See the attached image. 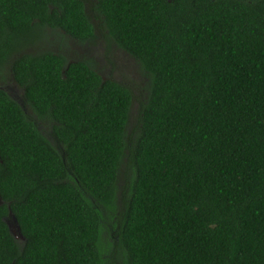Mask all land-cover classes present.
Listing matches in <instances>:
<instances>
[{"label": "trees", "instance_id": "1", "mask_svg": "<svg viewBox=\"0 0 264 264\" xmlns=\"http://www.w3.org/2000/svg\"><path fill=\"white\" fill-rule=\"evenodd\" d=\"M148 83L131 94L90 60L24 52L36 29L95 39L82 0H0V71L58 151L0 90V264H102L99 207L130 172L122 264H264V0H94ZM11 212L23 240L5 219Z\"/></svg>", "mask_w": 264, "mask_h": 264}, {"label": "rangeland", "instance_id": "2", "mask_svg": "<svg viewBox=\"0 0 264 264\" xmlns=\"http://www.w3.org/2000/svg\"><path fill=\"white\" fill-rule=\"evenodd\" d=\"M85 11L94 27L95 39L88 42H77L66 37L58 30L49 28L36 29L31 43L24 45V52L33 54L49 51L61 54L66 61L90 60L94 69L103 81H113L129 90L132 98L128 123L126 128L127 143L129 144L139 127V118L146 98L147 77L135 59L118 49L108 38L101 18L94 12V0H82ZM9 62L4 63L0 71V90L14 100L22 109L26 118L34 123L37 130L58 151L62 148L52 134L54 123L47 119L38 118L26 104L24 91L19 87L9 72ZM129 167L125 160L120 168L116 184V196L111 209L99 207L101 215L100 250L102 264H122L118 249L115 245V230L125 207L130 184ZM14 235L18 234L12 229Z\"/></svg>", "mask_w": 264, "mask_h": 264}, {"label": "water", "instance_id": "3", "mask_svg": "<svg viewBox=\"0 0 264 264\" xmlns=\"http://www.w3.org/2000/svg\"><path fill=\"white\" fill-rule=\"evenodd\" d=\"M0 205H2V201L0 199ZM5 223L8 227V230H9V233L14 237V238H17L15 235H14V232L12 231V229H14L15 233H17L19 236L18 238L21 240L22 239V236L20 235V232H19V228H18V225L16 223V220L15 218L13 217L12 213L9 211L8 212V216L7 218L5 219Z\"/></svg>", "mask_w": 264, "mask_h": 264}, {"label": "flooded vegetation", "instance_id": "4", "mask_svg": "<svg viewBox=\"0 0 264 264\" xmlns=\"http://www.w3.org/2000/svg\"><path fill=\"white\" fill-rule=\"evenodd\" d=\"M83 2V1H82ZM84 3V2H83ZM23 240V238L21 239V241Z\"/></svg>", "mask_w": 264, "mask_h": 264}]
</instances>
